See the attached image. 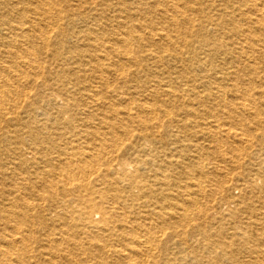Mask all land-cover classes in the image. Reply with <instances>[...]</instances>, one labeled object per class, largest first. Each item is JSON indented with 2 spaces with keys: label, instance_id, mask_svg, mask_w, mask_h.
Returning <instances> with one entry per match:
<instances>
[{
  "label": "bare ground",
  "instance_id": "bare-ground-1",
  "mask_svg": "<svg viewBox=\"0 0 264 264\" xmlns=\"http://www.w3.org/2000/svg\"><path fill=\"white\" fill-rule=\"evenodd\" d=\"M7 114L0 264H264V0H0Z\"/></svg>",
  "mask_w": 264,
  "mask_h": 264
},
{
  "label": "rangeland",
  "instance_id": "rangeland-1",
  "mask_svg": "<svg viewBox=\"0 0 264 264\" xmlns=\"http://www.w3.org/2000/svg\"><path fill=\"white\" fill-rule=\"evenodd\" d=\"M19 115H22V113H21V109L19 110L18 114L15 115V116H19ZM12 116H13V115H9V114H7V115L5 116V118H0L1 127H5L6 125H9V119H10ZM15 116H13V117H15Z\"/></svg>",
  "mask_w": 264,
  "mask_h": 264
}]
</instances>
